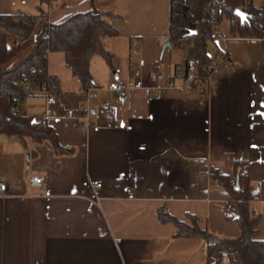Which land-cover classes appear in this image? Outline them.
Masks as SVG:
<instances>
[{
  "label": "crops",
  "instance_id": "obj_1",
  "mask_svg": "<svg viewBox=\"0 0 264 264\" xmlns=\"http://www.w3.org/2000/svg\"><path fill=\"white\" fill-rule=\"evenodd\" d=\"M39 2L32 17L46 13L53 24L93 8L111 12L119 36L104 41L109 62L91 59L89 91L63 54L48 55L47 73L57 86L51 109L88 107V122L51 119L56 144L0 135V264H208L206 242L175 237L159 212L186 223L192 216L201 229L237 238L241 230L226 209L231 196L211 178L223 170L232 179L237 162L248 166L255 194L249 211L258 218L255 238L264 241V34L235 38L223 18L218 27L226 40L219 46L230 68H215L207 84L181 92L175 72L188 51L163 50L170 0ZM253 3L264 20V2ZM27 6L0 0V15L32 14ZM111 82L123 84L126 96L109 92ZM46 108L44 98L18 104L25 116L40 117ZM33 177L43 184L32 187ZM220 264H230L225 255Z\"/></svg>",
  "mask_w": 264,
  "mask_h": 264
},
{
  "label": "trees",
  "instance_id": "obj_2",
  "mask_svg": "<svg viewBox=\"0 0 264 264\" xmlns=\"http://www.w3.org/2000/svg\"><path fill=\"white\" fill-rule=\"evenodd\" d=\"M221 1L224 3L221 4ZM236 10L246 14L247 18L243 23L234 15ZM113 17L116 15L111 12H100L94 8L74 14L57 24L50 23L46 13H41L38 17L24 14L0 15V31L4 32L0 35V135L19 140L30 138L37 142L47 140L56 144L53 130L48 126L44 129L38 126L39 117L11 112L16 101L28 98L23 87L14 85V82L24 81L32 87L41 88L48 83V78L55 81L47 73V55L60 53L63 54L72 76L85 89L93 87L89 72L91 59L101 56L109 62L111 56L105 49L104 41L119 36L109 23V19ZM223 18L236 19L231 24V31L239 38L263 37L264 20L261 9L250 0H170L169 41L174 46L193 44L186 56V60H196L198 76L193 88L203 86L213 67L215 58L208 49V44L216 42L213 31ZM193 32L195 33L192 34ZM7 35L12 39L11 43L8 42ZM17 40L22 42L20 47H14ZM31 42V52L16 64L7 66ZM216 48L222 50L219 44ZM32 70H35L34 74H31ZM211 178L220 182L229 192V212L241 230L240 236L234 239L222 238L201 229L192 216H189L190 223H186L162 210L159 212V221L172 223L176 228L174 236L177 238L204 240L207 244L208 264H220L223 255L230 264H264V241L255 238L258 218L251 217L249 211V203L255 198V194L250 187L247 164L235 163L232 179L214 170Z\"/></svg>",
  "mask_w": 264,
  "mask_h": 264
},
{
  "label": "built area",
  "instance_id": "obj_3",
  "mask_svg": "<svg viewBox=\"0 0 264 264\" xmlns=\"http://www.w3.org/2000/svg\"><path fill=\"white\" fill-rule=\"evenodd\" d=\"M252 2H264V0H250ZM8 3L11 8H14L17 6V4L24 5L25 0H8ZM224 1H221V4H223ZM246 8V5H244V9ZM244 12V11H243ZM231 24H234L236 22L235 18H232L229 20ZM231 35L233 37H238L233 31L231 32ZM213 38L219 44V42H224L226 38L223 36L221 30L219 29L218 25L215 27L213 31ZM22 45V42L17 40L14 43V47H20ZM180 47L185 48L187 51L193 48V44H180ZM47 52V51H46ZM48 53V52H47ZM49 55V54H48ZM47 55V56H48ZM132 58H137L139 56V52L137 49H133L131 51ZM215 61L213 63V67L211 71L215 68H230L231 61L228 59L227 55L223 50H219L216 48V51L214 53ZM210 71V72H211ZM35 70L31 71V74H34ZM206 77L204 84H207L209 81V75ZM115 73L118 74L119 70L116 69ZM176 75L181 78L184 82V85L180 88L181 92H188L193 89V84L197 80V70H196V60L195 59H187L184 64L179 67L176 70ZM133 75H138L137 72H135ZM153 78L156 80H164L163 73H156L153 75ZM14 85H21L23 87V92L28 98H36V97H42L46 101V111L40 115L38 120V126L42 129L46 128L48 126V123L51 119H63V118H73V119H79L84 120L86 122L89 121V108H82L79 111H72L68 110L64 114H59L56 110H52L51 107L56 105V98L53 95V92L56 90V82L48 78V83L45 84L43 87H32L29 83H26L24 81H15ZM168 87H172V84H168ZM87 90H92V87H88ZM107 90L115 95H117L120 98H123L126 96V87L119 83V82H111L108 85ZM156 97H160L159 89H156L155 93ZM92 97H95V95H90ZM12 113H18V101L15 102V104L11 107ZM220 175H224V171H219ZM29 183L32 187H40L43 184V179L40 177H33L29 180ZM232 185H234V181H231ZM213 186L215 188L221 189L222 185L220 182L215 181L213 182ZM2 186L0 185V198L2 197ZM133 193L131 190H127V198L132 199ZM226 209L229 212L231 210L230 203L226 204ZM230 213V212H229Z\"/></svg>",
  "mask_w": 264,
  "mask_h": 264
},
{
  "label": "rangeland",
  "instance_id": "obj_4",
  "mask_svg": "<svg viewBox=\"0 0 264 264\" xmlns=\"http://www.w3.org/2000/svg\"><path fill=\"white\" fill-rule=\"evenodd\" d=\"M28 2V6L26 9H30V11H32V14L26 13V12H17L15 11V13H21V14H25V15H31L34 16L36 14H38V10L36 9V3H40L39 0H26ZM42 4V3H41ZM20 9V8H19ZM21 11V10H20ZM3 31H0V35L3 34ZM8 37V35H7ZM8 42L11 43L12 39L10 37H8ZM33 48V42L29 43L28 45H26L20 52H18V54L15 56V58H13L8 64L7 66H12L14 64H16L22 57H24L25 55L29 54V52L32 50ZM208 49L211 51L213 49L212 44H208ZM38 99H42V97H36V98H31V99H24L21 102H18V104L26 101V100H38Z\"/></svg>",
  "mask_w": 264,
  "mask_h": 264
},
{
  "label": "water",
  "instance_id": "obj_5",
  "mask_svg": "<svg viewBox=\"0 0 264 264\" xmlns=\"http://www.w3.org/2000/svg\"><path fill=\"white\" fill-rule=\"evenodd\" d=\"M234 15L240 20L241 23H243V22L246 20V18H247L246 14H245L243 11H240V10H236L235 13H234ZM194 33H195V32H193L192 34H194ZM171 45H172V44H171L170 41L167 42V43L163 46V50H165V48H167V47H170ZM216 45H217V42H216Z\"/></svg>",
  "mask_w": 264,
  "mask_h": 264
}]
</instances>
